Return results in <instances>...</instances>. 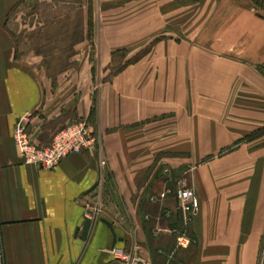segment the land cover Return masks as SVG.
<instances>
[{"label":"crops","instance_id":"0c3cea01","mask_svg":"<svg viewBox=\"0 0 264 264\" xmlns=\"http://www.w3.org/2000/svg\"><path fill=\"white\" fill-rule=\"evenodd\" d=\"M29 2L53 0H0V264H128L115 250L137 264H258L264 16L253 3L98 0L115 4L102 12L99 68L111 52L159 38L103 83L89 56L64 72L33 54L41 46L20 50L7 20ZM24 118L36 144L86 120L99 146L40 169L14 141ZM182 173L199 201L188 224L175 190Z\"/></svg>","mask_w":264,"mask_h":264},{"label":"rangeland","instance_id":"374dc122","mask_svg":"<svg viewBox=\"0 0 264 264\" xmlns=\"http://www.w3.org/2000/svg\"><path fill=\"white\" fill-rule=\"evenodd\" d=\"M113 5L99 3L98 0H53L51 3H22L11 11L7 20V28L21 51L30 46H41L40 51L33 54H41L46 65L54 67L55 71L57 69V71L65 72L69 66L78 65L75 55L80 54L81 58L82 56H85L86 59L88 56L90 57L93 64V77L99 75V81L110 82L115 77L111 76L113 71L122 67L124 63L132 64L136 57L141 56L147 50L150 51L159 40L157 37L151 38L152 40L144 48L136 52L130 51L129 48H119L111 52L109 64L103 69L99 68L97 46L103 40L102 12L106 7ZM261 5L253 4L255 10L264 16V9ZM76 44L89 47V51L83 52L84 48L79 47L80 52H76L73 49ZM127 45L133 46L128 43ZM114 54L116 57L114 63L111 64ZM189 176L190 173L179 175L175 184L176 192L181 186L190 187L188 185ZM258 264H264V242L261 245Z\"/></svg>","mask_w":264,"mask_h":264},{"label":"built area","instance_id":"2783aa9c","mask_svg":"<svg viewBox=\"0 0 264 264\" xmlns=\"http://www.w3.org/2000/svg\"><path fill=\"white\" fill-rule=\"evenodd\" d=\"M14 141L25 161L43 170H52L66 157L95 151L99 146V139L94 135L86 120L69 125L58 132L49 145L42 146L31 140L28 121L25 118L20 119L15 125ZM176 196L178 211L184 223L188 224L199 211L198 198L193 189L186 186H181ZM91 214L94 213L90 212L89 215ZM187 243L188 237L185 231L179 233L178 244L183 246ZM114 254L125 263L137 264V259L131 256L125 257L120 250H115Z\"/></svg>","mask_w":264,"mask_h":264},{"label":"trees","instance_id":"16d2710c","mask_svg":"<svg viewBox=\"0 0 264 264\" xmlns=\"http://www.w3.org/2000/svg\"><path fill=\"white\" fill-rule=\"evenodd\" d=\"M249 1H251L254 5H261V3H262V7H263V9H264V0H249ZM149 51L147 50L146 52H144L141 56H138V57H136L134 60H133V63L134 62H136V61H138L139 59H141L143 56H145L147 53H148ZM115 54L112 56V58H111V64H113L114 63V59H115ZM129 63H124L123 64V66L122 67H120V68H118L116 71H113V74L111 75L112 77H114V76H116L118 73H120L124 68H125V66H127Z\"/></svg>","mask_w":264,"mask_h":264},{"label":"water","instance_id":"95a60500","mask_svg":"<svg viewBox=\"0 0 264 264\" xmlns=\"http://www.w3.org/2000/svg\"><path fill=\"white\" fill-rule=\"evenodd\" d=\"M101 222L103 224H105L110 229V231L112 232V234H113V243L115 244L116 237H115V234H114V231H113L112 224L110 222L104 220V219H101ZM90 225H91V221L90 220H86L85 223H84L83 229H82V238L86 237V235H87V233L89 231Z\"/></svg>","mask_w":264,"mask_h":264}]
</instances>
